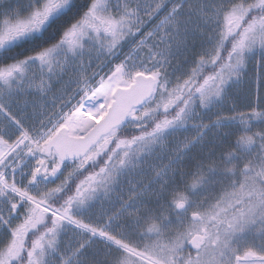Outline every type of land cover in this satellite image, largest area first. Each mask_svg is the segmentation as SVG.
Returning <instances> with one entry per match:
<instances>
[{
	"label": "snow or ice",
	"instance_id": "1",
	"mask_svg": "<svg viewBox=\"0 0 264 264\" xmlns=\"http://www.w3.org/2000/svg\"><path fill=\"white\" fill-rule=\"evenodd\" d=\"M0 264H264V0H0Z\"/></svg>",
	"mask_w": 264,
	"mask_h": 264
},
{
	"label": "flooded vegetation",
	"instance_id": "2",
	"mask_svg": "<svg viewBox=\"0 0 264 264\" xmlns=\"http://www.w3.org/2000/svg\"><path fill=\"white\" fill-rule=\"evenodd\" d=\"M245 88H246V85L242 83L241 85L238 86V91H239L240 93H242V92L245 90ZM238 110H239V111H244L245 109H243V108L241 107V108H239Z\"/></svg>",
	"mask_w": 264,
	"mask_h": 264
},
{
	"label": "rangeland",
	"instance_id": "3",
	"mask_svg": "<svg viewBox=\"0 0 264 264\" xmlns=\"http://www.w3.org/2000/svg\"><path fill=\"white\" fill-rule=\"evenodd\" d=\"M127 52H128V47L125 46V53H127ZM121 57L123 58V56H121ZM122 58H121V59H122ZM57 183H59V181H57ZM50 186H52V185H50ZM125 195H126V193H125ZM104 207L107 208V207H109V206H108L107 204H105ZM117 207H118V205H117ZM99 209H100V204L98 203V204H97V211H98Z\"/></svg>",
	"mask_w": 264,
	"mask_h": 264
},
{
	"label": "trees",
	"instance_id": "4",
	"mask_svg": "<svg viewBox=\"0 0 264 264\" xmlns=\"http://www.w3.org/2000/svg\"><path fill=\"white\" fill-rule=\"evenodd\" d=\"M123 52L125 53V47H124V49H123ZM122 58V57H121ZM116 62V61H115ZM117 62H118V60H117Z\"/></svg>",
	"mask_w": 264,
	"mask_h": 264
}]
</instances>
